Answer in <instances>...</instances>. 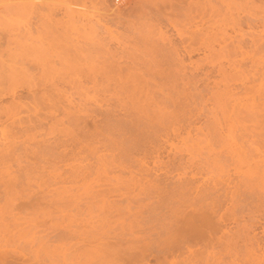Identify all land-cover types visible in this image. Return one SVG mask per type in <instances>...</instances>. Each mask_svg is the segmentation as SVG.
<instances>
[{
  "label": "rangeland",
  "instance_id": "1",
  "mask_svg": "<svg viewBox=\"0 0 264 264\" xmlns=\"http://www.w3.org/2000/svg\"><path fill=\"white\" fill-rule=\"evenodd\" d=\"M153 1L154 0H127L126 3L120 5L116 4V0H3L5 5H2V0L0 1V51H2V53L0 52V56L6 62V65L10 63L6 57V53L8 51L11 50L15 53L17 50L15 54H20L22 49H26L29 54H23L20 59L28 60L31 63L35 62H32L31 60L37 59L36 62L39 65L35 64L36 66H34L33 63V67H37L35 68V71L37 70L36 72H38V69L41 67H45L47 71H50V69L52 71V68L54 69L56 67L59 70H66L65 72L69 73L75 80H78L77 77L79 76L80 79V76L84 74L83 71L87 70L89 67L95 69L96 66V68H98L103 65L102 62H104L103 60L106 57L105 51H107L109 47L112 49V54L108 50L111 54L108 55L111 56V58L109 56L108 57L112 60L114 55L113 59H115V61L117 60L119 63V61L122 60V62L126 64L121 66L123 63H119L123 72H126L128 67H135L132 66L134 64L130 63L132 62L131 57L139 50L137 56H134L137 57V70L142 69V77L140 75L141 72L138 70L140 75L139 77L141 78L139 80L141 81L142 78L150 74V72H148V74H146L147 72L144 74L146 69H143V67L145 68V64L142 61H145L147 58V61L145 62H149L152 58L148 59L149 56H147V54L144 56L143 53V57H145L143 60L140 50H145L147 46L150 50V45L152 46L150 43L155 45V47L153 46L152 48L157 47L158 49L159 47L160 50L155 49L156 51H159L158 55L163 52V49L164 51L167 50L166 52H163V56L162 54L156 57L153 56L157 61H161L162 63L164 61L163 64H165V60L168 61L169 59H172L173 56H177L178 58L179 55V62L175 57L177 59L175 62L176 64H174V62H170L169 60L165 66L161 65L163 69V67L171 64L165 68L168 71L164 69L167 72H164L165 75L167 74V77L162 76V78L160 77L161 75L159 76V74L155 72L157 74H155L156 77L153 73H151L152 76L150 74V78L146 77L147 80H142L144 82V88L146 87L145 90L143 89L144 92L142 95H149L147 99L146 96H142L146 99H142V101L145 100L146 103L148 102L146 105H150L151 108L149 106L148 108L144 103L141 104L147 107L146 110L155 109L154 112H160L163 107H166L167 111L163 109L167 112H164L165 119H163L165 121L162 119L165 122L164 125H158L155 121L150 122L148 116H152V114L154 115V113L151 112L152 110L148 111V118L143 112L139 113V110L135 111V109H128V106L126 107L127 109L123 107L125 110H128V113L125 110H121L118 108L122 106L120 101L119 106L117 103L118 100L116 101L113 96L107 94L103 97V91H100L101 87L99 86H97L99 89L95 87L96 91L95 89L90 90L89 88L94 87L90 83H86L84 80L82 81V79L81 81L85 83V87L81 88L82 90H77L76 88L71 89V86H64L62 88L61 85V88H59L62 91L61 95L63 93L64 97L63 95L56 96V98L59 99L54 97V101L56 102H54L53 107H49V105L46 104H41V106L37 107L36 104H39L40 101L38 100H40L42 96L41 92L39 91L40 94H37L39 97L36 96L37 102L35 101L36 99L33 100V102L32 99L34 98L31 96L32 94H27L29 92H27L25 84L18 85L19 87H16L17 90L15 89V95H11L12 97L9 94L5 95L6 97L3 96L0 98V169H5V171H0V229L2 232L4 230L5 233L3 232V234L1 231L0 232L2 233L4 240L7 237L8 240L7 238L6 240L9 241H0L1 243H8L7 245L4 244V247L0 244L2 246V248L0 246V264H80L83 261L87 262V260L91 259L93 261H89L90 264H97L100 261V258L103 257L102 255L106 256L110 253L108 252L107 254H104L95 250V252L93 250H89L87 254L82 255L83 257H79L78 262L76 258L74 260L72 257H78L82 253V250L79 249L83 246V243L82 245L80 243L70 246L75 243L76 240H64L65 242L52 241L55 240L53 238L55 233H63L67 227L83 230L86 227L89 228L93 225H98L103 219H106V221L109 220L112 223L115 222L114 228L116 232L112 234H119L121 232V226L128 228L132 225L135 227V231H139L140 227H143L145 224L144 227L141 228L142 232H139L141 233L139 234V238H137L138 240L140 239L139 242L136 238L131 239L132 237H129L130 242L129 240L127 241L129 238H126L124 242L121 241L117 245L115 242H118V239L114 235H110L111 238L113 236L115 237L112 238V242H110V237L106 238V240L109 239L108 242L110 243L115 241L113 244H116L117 248L119 244L121 245L125 243L123 244L124 246L121 245L122 247L119 248L123 249L121 252H124L125 250L127 251L130 246L133 247L132 250L128 249V251L130 250V252L127 251L129 255H134L133 250H137L138 248L140 251L141 249L145 250V256L148 252L151 253L155 250L151 256H146L148 259L145 258L143 252H135L138 253V257L141 255L140 259H137V257L135 258V260L137 259L140 261V264L141 262L144 264H160L161 262L162 264L163 261V264H264V169L261 165L264 160V128L251 126V123L249 122V127V124H246L247 122H244V126L245 124L247 125L246 127H243V123L240 125L235 123L233 124V126L235 125L234 127H228L225 124L226 122H224L227 118H225V116L221 117V112H214L216 116L218 113V118L214 116L213 112L210 113V110L213 111L214 109L213 101L210 100V98L213 97L214 93L219 91L218 87H221L222 89V86H216L215 84L220 83L222 79L224 80V78L227 77V74L220 76L221 74L219 73V75L218 71L215 69L218 70L220 63H222V67L224 68L225 66L226 70H228L226 72H228L229 75L231 71L230 68H232L229 67V57L226 59L222 57L221 54H216L214 52H212V54L214 53V56H210V53L207 50H204V48L194 51L195 53L192 52L189 54L190 56L187 53H184V51H181L183 38L181 37L182 39L180 40L177 34V29L181 30V28H184L186 25L189 26V24H186L185 26L184 24H178L177 27L181 25L180 28H177L176 26L174 27L173 24L176 18L174 17L173 19L171 16L175 15V13L177 15L180 13V16L184 15L185 13H181L184 9L181 10L179 8L178 10L180 12H175L176 7L178 6L177 3V6H174L175 3L173 0L171 2H169L170 0H166L169 3H174L172 4V8H175L173 11L175 13H173V15L171 13L170 15V10L172 9H170L169 3L168 9L167 6L162 3V5H165L166 7V10H164L159 9L156 5V7H154V4L156 3H153ZM155 1L159 2V0ZM183 1L184 0H182V2ZM185 1L180 3L186 6ZM188 1L190 0H187L186 3ZM208 1L209 0H202L200 2L202 4H204V2L205 4L211 2L212 4L215 3V5L219 2L220 4H217L218 6H216L220 7L221 1L224 0H216L218 2L215 0ZM239 1L240 0H225L224 4L221 5L222 9L220 8L221 13L218 12L219 15L221 14V18H219V16H217V18L221 20L222 18H225L224 16L222 17V15H226L227 18L231 14L235 15L237 13L235 9L237 8ZM253 4H251V6H253V11L251 10V13L253 14V19L255 16V23L252 22V24L254 23L253 25L251 24V26H253L252 28H249L246 25L243 26L244 32L242 31V33L248 34V32L250 33V31H252L253 33L255 32L256 35L260 33V35L263 34L264 36V32H261L263 29L262 22H264V1L261 2L260 0H256ZM157 5L161 4L158 3ZM220 9H218V11ZM157 10L158 12L164 11L166 16H162L163 12H161L162 14L160 15ZM50 15L55 22H48L45 19V17ZM243 16H245V18ZM247 16L248 15L246 14H241V17L244 19L249 18V16ZM169 17H171L172 20ZM170 23H173V26ZM190 24L193 29L191 25L189 26L190 28L186 26V30H183L184 32H192L194 29L196 30L194 27L195 23ZM215 25V27H213L216 28L218 26L217 29L212 28L211 30L210 28L207 30V33L209 35L211 34V36L212 34L214 36V32H219L218 29L222 31L224 28L222 26L223 28L221 30L219 25ZM63 32L64 35L62 34ZM222 33L220 34L221 36ZM224 34L223 36L225 38L227 37L226 39L231 37V40L234 42L241 38L240 34H236V31L231 27H227L226 36ZM220 35L219 38H224ZM5 36L9 37L8 39H11L9 46L7 45L8 39ZM162 36L169 39L170 42L168 43V40L164 39V37L161 40ZM147 37L151 39L149 40L150 42ZM140 38L145 39V41H148L149 44L143 42L144 40L142 39V41ZM61 39L62 41L64 39L67 41H64L63 43ZM101 40H103V44L105 41V45H103L104 47H99L101 45L99 42H102ZM163 41H165L166 44ZM124 42L125 44H122ZM175 42L176 44H174ZM98 43L100 44L99 46ZM106 43L109 44L107 50ZM161 43L163 48L160 46ZM123 45H125L124 47L128 46V49L126 47L127 53H123V51L120 53V50H124L126 52ZM95 46H98L101 49L104 48L105 51L99 48L97 49ZM165 46L167 48L172 47L171 51H175L176 55L175 52L172 53L169 49V56L167 54L166 57L168 49ZM174 46L175 48L177 47L176 50L178 51L173 49ZM217 46L218 45H215V52L219 49V46ZM4 48L6 51H4ZM76 48L78 50L83 49L81 50L83 53L86 51L88 52L89 50L92 51V53L95 50L96 52H99L98 50L101 51L99 53L94 52L93 55L89 51L87 57L83 58V53L80 51L83 55L82 56ZM94 48L95 50H93ZM132 48L133 50H136L135 52L133 51V53L131 52ZM76 51H78L77 54ZM148 51L144 52L147 53ZM45 52L47 53L45 54ZM128 52L132 53H130L131 57H129V60L127 58ZM30 53L32 54L30 55ZM89 53H91L92 57L94 56L91 60L88 59ZM100 53H104V59ZM119 53L126 55H123V59L119 60L122 56H120ZM206 55H208L209 60ZM97 56H101L99 58L100 60ZM134 56L132 58H134ZM170 56H172V58H170ZM218 56H221L222 58L219 57V59L217 58ZM259 56L256 57L260 58L261 56ZM165 57L168 60L165 59ZM232 58V60L235 59L234 57ZM210 59L215 61L214 66L209 63ZM138 60L139 63L137 62ZM232 60L230 59V62ZM96 62H101V66L95 65L97 64ZM182 63L184 66H182ZM199 64L200 66L202 64L203 68L201 66L199 69ZM248 64L249 63L244 65L245 68H248L246 67V65L249 66ZM139 65H141V69ZM172 65H180L177 66L179 67L178 70L181 71L183 67L186 73L182 72V69V71L179 72V74H181L178 75V71L176 69L177 67L175 68V71L172 68ZM125 66L127 67L125 68ZM170 66L171 68H169ZM169 70L171 75H168ZM172 70L174 74L171 72ZM35 71L33 73H35V75L38 74ZM51 71L48 73L50 74ZM182 73L185 75L183 76L185 77L183 82L187 81L185 86L181 81L183 78L181 76L183 75ZM172 75L175 76L174 79L172 78L174 77ZM153 76L154 79L152 78ZM170 76L172 77L170 78ZM177 77L181 78L180 80H177V84L172 83V85L174 84L177 86L174 88V86H171V82H176ZM186 77L188 80H186ZM151 78L155 80V84L157 80L159 83L161 82V84L157 82V85L159 84L163 87H160L163 93L160 89V92L157 91L159 85L158 88H154L157 87V85L155 86V84H153L154 82L150 80ZM169 78L171 79V82H169ZM190 78H193V80H190ZM203 78L205 80H203ZM148 79L149 85H147ZM172 79L174 81H172ZM150 81H152V84ZM163 81L169 85L167 88L170 89L171 92L165 87L163 84L165 82ZM188 82L191 83L188 84ZM83 83L81 84L83 85ZM88 84L90 85L88 86ZM22 85L23 87L20 88ZM104 85H102V87ZM149 86H153V90L149 88ZM237 86V83L231 82V88H235ZM65 87L69 88H67V91L69 90L70 93L64 91ZM84 88H88L89 90ZM171 88H174V90ZM183 88L184 90H182ZM164 89H167V93L164 92ZM74 90L79 93H73ZM87 90L90 92H87ZM150 90H156L157 92H151ZM82 91H84V93ZM146 91L147 93H145ZM80 92L85 95L82 96V93L80 95ZM150 93L154 95L155 98H153L155 101L151 98L152 95ZM167 95H169V97H167ZM170 95H174L175 97L173 96V98ZM28 96L29 99L26 98ZM165 96L167 98L171 97L172 101L170 99H167V101ZM200 97H202L203 100ZM102 98L105 99L102 101ZM106 98L109 99L106 100ZM162 98L165 102L161 101L163 100ZM156 99L158 101H156ZM173 99L179 100H174L175 103L172 104ZM95 100H97V102L102 101L103 103L100 102L101 104L98 105L99 102L97 103ZM159 100L161 102L158 105L157 103ZM57 102L59 103L57 105L58 109L55 108V104H57ZM168 102L172 105L168 104L169 106H167L166 103ZM95 103H97V105ZM68 107L70 108L71 113L73 112L72 114L69 113V111H66ZM158 108L162 109L160 110ZM129 113L133 115L132 118ZM172 113H176L175 116L178 118L176 119V122H170V120H172L171 118L166 120V117L169 115L171 116ZM139 114H141L140 117L138 116ZM166 114L168 115L166 116ZM174 114L172 115L174 116ZM135 117L138 119L142 118L141 120H138V123H135L137 122ZM75 118L76 120L79 119L78 121L75 120L76 123L74 122ZM41 120L42 122H40ZM215 120L217 123H215ZM218 121L221 123H218ZM219 124L221 126L223 125V127L219 126ZM117 125L121 130L119 129L118 131ZM123 125H125V128ZM114 126L116 128H114ZM174 129L178 130L175 132ZM231 135L232 138L237 139L230 141L232 140L230 138ZM9 147H12V151L14 150L13 153L10 152L11 150L8 152V149H10ZM3 148L5 150H2ZM37 152L38 154H35ZM8 154L11 155L9 156ZM3 158L4 161H2ZM6 176H10L11 179L13 178V182ZM10 182H12L11 184L13 185H11ZM195 185H197V187ZM72 186L73 188H71ZM190 186L193 188L196 187L197 192L200 190L202 192L204 190L201 195L199 192L198 198H200L199 196H202L203 194L204 200L206 199V203H203L206 205L207 203L212 202L211 205L208 204L206 207L197 199L195 200L197 205L194 202L195 204L193 206L187 207V204L189 205V201L191 200L187 201L188 198H186L185 200L187 201V204L186 201L184 203V201L180 198L181 193L178 192H181L184 188H190ZM178 197L180 201L177 199ZM205 197H208L209 199ZM231 197H233V199ZM211 198L215 200H212ZM178 202L181 203L179 204ZM198 203L200 206L202 205L203 208L202 206H198ZM183 204L186 206H184L186 209L190 208L191 210L194 208L193 211L195 210L194 214H196V216L199 214L202 215L201 211H204L203 217L200 215L203 218L201 226L198 224L199 221L195 220V225H199L198 230L201 231V227L203 226L202 233L204 235H202L200 231L196 234L193 233V235L192 233L190 234V232L188 233L182 231L189 236L185 237V235L181 233V235L176 238L177 236L175 235V242L173 245V242L171 243V241L174 239H172V236L174 237V235H172L174 231L172 232V229L169 230L166 226L171 228L168 224L170 225L173 222V228V225H175L176 222H179L180 220L182 221V218H184L182 223L188 221L193 214L192 210L186 211L188 214L191 213V217L188 214H185L186 209L183 207ZM212 204L214 206L217 204V208ZM174 207L175 209H173ZM210 207H212L211 209L214 211L210 210ZM176 208L179 209V214L177 213L178 210ZM199 208L202 209L200 210ZM204 208H206V210ZM182 210L185 213L182 212ZM139 211L144 213H140L141 215H139ZM173 213L176 215H173ZM204 214H206L205 217L207 219H205ZM175 216L178 218V221H176L177 218L176 220L174 219ZM185 216H188L186 217V219L188 218L187 220H185ZM15 217L18 219L16 220ZM204 219L206 221H204ZM203 221L208 223L211 221L212 224H208V228L211 226V231L207 229V224ZM163 224L164 227L162 226ZM179 224L176 223L175 227L177 228ZM153 225L154 231L151 230ZM1 226H4L5 229H2ZM204 227H206L205 230ZM212 227H215L214 229H216V231ZM162 228H166L164 231L166 230L167 232H164ZM176 228H173V230L178 231ZM149 229L152 232H150ZM149 233L153 235L151 236ZM168 233L172 235V240H170V235ZM208 233L210 234L208 235ZM140 237H142L145 241H141L142 239ZM181 237H185L190 240L192 238V243L189 242L190 240L188 241L185 238L182 240ZM205 237L207 242L208 239L211 240L210 238H212L213 243L209 241L208 244L207 242L205 244ZM221 237L223 239L219 240ZM50 239H52V241ZM166 239L169 241V244L171 243L170 246H174V249L171 248L172 253H168V249L170 247L168 248L169 244L166 243ZM196 239H200V241ZM216 239L218 244H216ZM164 240L166 242H163ZM176 240H182L181 242L185 243L184 247L182 248L183 243L181 242H179L181 243L179 245L182 246H177ZM193 240L196 241L193 242ZM185 241H188L187 244H189L190 247L186 245ZM201 242H203V244H201ZM145 243H150L152 247ZM144 244L145 246L141 248ZM160 244L162 246H158ZM135 245L137 246L136 249H134L136 247ZM166 245L168 246L166 247ZM175 245L178 248H175ZM204 245L205 247L209 246V248L203 247ZM163 247H166V251ZM89 248L91 249V246ZM109 248L112 247L109 246ZM149 248H151V251ZM116 249H114V247L112 248L111 255L117 251ZM110 250L111 249L108 251ZM162 250H164L165 253H162ZM174 250L177 252H174ZM91 251L93 253H91ZM180 251L182 252L180 253ZM194 252H197V255ZM74 253L75 255L77 253V256L72 255ZM124 253H121L123 255L120 257L124 258ZM166 253L170 255H165ZM193 254L195 255L193 256ZM187 255L190 256L188 257L189 259L186 258ZM114 256L117 259L113 258ZM113 257L111 256V259L113 258L117 260L115 261L116 264H119L125 259L121 260V258L117 255H113ZM113 259L112 263L114 264L115 262H113ZM142 259L144 261H142ZM126 261L128 260L125 259V263ZM125 263L121 262L120 264ZM133 263L134 262L132 261V264ZM128 264H131V262ZM135 264H139V262Z\"/></svg>",
  "mask_w": 264,
  "mask_h": 264
},
{
  "label": "bare ground",
  "instance_id": "2",
  "mask_svg": "<svg viewBox=\"0 0 264 264\" xmlns=\"http://www.w3.org/2000/svg\"><path fill=\"white\" fill-rule=\"evenodd\" d=\"M1 1V0H0ZM5 1V0H4ZM166 0H159V2L158 1H153V3H156V4H154V7H158L159 9H164V10H166V7H165V5L167 6V9L170 7V9H172V10H170V15H171V13H172V15H173V13H175L176 11H179L178 9L180 8L181 10H183L184 9V11H182L181 13H185L184 15H181L180 16V13H178L179 15H177L176 13H175V15H173V16H171V17H173V19H174V17L176 18V20H175V22H174V27L176 26H178V24H184V26L186 25V24H189V26L191 25L190 23H195V28H196V30L194 31H190V32H184L183 30H186L185 29V27L187 26H185L184 28H181V30L180 29H177L178 30V37L180 38V40L182 39V46H181V48L183 49H181V51H184V53H187L188 55L189 54H191L192 52H194V51H197V50H200V49H203L204 48V50H207L210 54V56L211 55H213L214 53H216V54H221V56L222 57H224V58H228L229 57V67H232V68H230L231 69V71H230V74L228 75V72H226V71H228V70H226V68H225V66H224V68L222 67L223 66V64L222 63H220V65H219V63H218V65L220 66L219 68H218V70L217 69H215L216 71H218V74L220 75V76H224V75H226L227 74V77H225L224 78V80L222 79V81L220 82V83H217V84H215L216 86H222V89H221V87H218L219 88V91L218 92H216V93H214V95H213V99L212 98H210V100H212L213 101V107H214V109H213V111L212 110H210V113L211 112H213V114H214V112H221L220 113V115H222L221 117H224L225 116V118H227V120H224V122H226L225 124L229 127V126H233V124H235V123H238L239 125L240 124H242L243 123V127H246L247 125L246 124H249V123H251V126H254V127H262V128H264V36H263V34L262 35H260V33H258L257 35H256V33L254 32H252V31H250V33L248 32V34H243L242 33V31H243V26H248L249 28L251 27H253V26H251V24H252V22H254L255 23V16H254V19H253V14L251 13L252 11H253V6H251V4H253V2L255 3V1L256 0H240L238 3V5H237V8L235 9L236 11H237V15L235 14H231L228 18L226 17V15H222V17L224 16L225 18H222L221 20L219 19V18H221L220 16H221V14L219 15L218 14V12L219 13H221L220 11H221V5L222 4H224V1H221V5H220V7H217L218 5L217 4H220L218 1H216V2H218V3H216V5H215V3L214 4H212L211 2L210 3H206L205 4V2H204V4H202L200 1H202V0H200V1H198V0H190V1H188L187 3H186V1H185V4H186V6L185 5H183V4H181V3H183L182 2V0H173V2L175 3H169V2H171L172 0H170L169 2H165ZM210 1V0H209ZM208 1V2H209ZM261 2L262 1H264V0H260ZM8 2V1H7ZM160 3L161 5H157L158 3ZM181 2V3H180ZM214 2V1H213ZM223 2V3H222ZM2 5H5V2H3V0H2ZM4 3V4H3ZM9 3V2H8ZM162 3L163 4H165V5H162ZM168 3L170 4L169 5V7H168ZM176 3H177V5H176ZM10 4V3H9ZM172 4H174V6H177L176 7V10H175V12H173L174 11V9L175 8H172ZM8 5V4H7ZM11 5V4H10ZM156 5V6H155ZM254 5V4H253ZM164 6V7H163ZM173 6V7H174ZM5 8V7H4ZM221 8V9H220ZM257 8V7H256ZM158 9V10H159ZM218 9H220L219 11H218ZM158 10H157V12H158ZM252 10V11H251ZM9 11V10H8ZM172 11V12H171ZM161 12H163V14L161 13ZM180 12V11H179ZM264 12V11H263ZM158 13H160V15L162 14V16L164 15V16H166L165 14V12L164 11H159ZM254 13V12H253ZM241 14L243 15V14H246V15H248L249 16V18H247V19H244L245 18V16H243V17H241ZM159 15V14H158ZM254 15H255V13H254ZM217 16H219V18H217ZM247 16V17H248ZM259 16V15H258ZM171 17H169V18H171ZM168 18V19H169ZM264 18V17H263ZM45 19L48 21V22H55L54 20H53V18H52V16L50 15V16H47V17H45ZM219 19V20H218ZM170 20V19H169ZM168 20V21H169ZM171 20H172V18H171ZM254 20V21H253ZM174 21V20H173ZM173 21H171V22H173ZM259 21V20H258ZM57 23V22H56ZM70 23H71V21H70ZM253 23V24H254ZM69 24V23H68ZM72 24H73V22H72ZM171 24V23H170ZM171 24V25H172ZM215 24H217V25H219V28L221 27V30H222V28H223V30L222 31H220L219 29H218V31L219 32H224V33H222V36H223V34L226 36V28L227 27H231L233 30H235L236 31V34H240V36H241V38H239V40L237 39V41H236V39L234 38V40L236 41V42H234L233 40H231V37L230 38H228V39H226L224 36V38H219V35L221 34V33H219V32H214V36H213V34H212V36H211V34L209 35L208 33H207V30L208 29H210L211 28V30H212V28H214L216 25ZM252 24V25H253ZM262 24H263V29L261 30V32L263 31L264 32V22H262ZM172 25V26H173ZM215 25V26H214ZM41 26V25H40ZM181 26V25H180ZM180 26L179 27H177V28H180ZM189 26H187V27H189ZM214 26V27H213ZM223 26V27H222ZM226 26V27H225ZM173 27V28H174ZM183 27V26H182ZM191 27H192V25H191ZM65 28H66V26H65ZM190 28V27H189ZM218 28V26L216 27V28H214V29H217ZM11 29V28H10ZM192 29H193V27H192ZM176 30V29H175ZM187 30H189V29H187ZM211 30H209V31H211ZM9 31H11V30H9ZM205 31H206V33H205ZM208 31V32H209ZM216 31V30H215ZM254 31V30H253ZM69 32V31H68ZM244 32V31H243ZM246 32V31H245ZM252 32V33H251ZM66 33V32H65ZM205 33V34H204ZM210 33V32H209ZM217 35H216V34ZM219 33V34H218ZM242 33V34H241ZM63 35H64V32L62 33ZM176 34V35H177ZM256 36H255V35ZM26 35V34H25ZM53 35V34H52ZM62 35V36H63ZM15 36V35H14ZM61 36V37H62ZM187 36V37H186ZM207 36H210V37H207ZM221 36V35H220ZM221 36V37H222ZM6 37V36H5ZM146 37V36H145ZM144 37V38H145ZM164 36H162L161 37V40H162V38H163ZM182 37V38H181ZM228 37H229V35H228ZM234 37V36H233ZM246 37V38H245ZM7 39L9 38V37H6ZM147 38H149V37H147ZM147 38H146V40H147ZM236 38H238V37H236ZM97 39V38H96ZM141 39V38H140ZM143 39V38H142ZM141 39V40H142ZM164 39H166V40H168L167 42L169 43L170 41H169V39H167V38H165L164 37ZM233 39V38H232ZM104 40V39H103ZM103 40H101L102 42H99V43H101V45L98 43V46L99 47H104L103 45H105V41H104V44H103ZM144 40V41H143ZM142 41L143 42H145V43H147V44H149V40H151L150 38L148 39V41L146 42L145 41V39H143ZM153 40V39H152ZM165 40V41H166ZM230 40V41H229ZM8 42V46H9V44L11 43L10 41H11V39H8L7 40ZM22 41V40H21ZM61 41H62V39H61ZM64 41H67V40H63L62 42L64 43ZM165 41H163L164 43H165ZM172 41V40H171ZM156 42V41H155ZM154 42V43H155ZM167 43V44H168ZM172 43V42H171ZM85 44V43H84ZM94 44V43H93ZM97 44V43H96ZM107 44V43H106ZM122 44H125V42L124 43H122ZM121 44V45H122ZM139 44V43H138ZM146 44V45H147ZM150 44H152V46L150 45V50H149V47L147 46L146 47V49L145 50H143V51H141L140 50V54L142 55V57H143V53H144V56L147 54V56H149L148 57V59H150V58H152L149 62H145V61H147V58H146V60L145 61H142L144 64H145V68L143 67V69H146V71L144 72V74L146 73V74H148V72H150V74L151 73H153L154 74V76L156 77V75L157 74H159V76L160 77H167L165 74H164V72H166V71H168V70H166L165 68L166 67H168L169 65H171V64H169L168 66H166V67H163V69H162V67H161V65L163 66H165V64L166 63H168V61L170 60V62H174V64H176L175 62H176V60L179 58V52H178V58H177V56H173V58H175V59H173L172 58V56H170V58H172V59H167L166 57H167V54L169 53V49H170V51L172 50L171 48H167L166 46V48L168 49V52L166 53V57H165V59H167L168 61H166L165 60V64H163L164 63V61H163V63L161 62V61H157V60H155V58L153 57V56H160L161 54H162V56H163V52H166V51H164V49H163V52H161V54L160 55H158L159 54V51H156L155 49H157V47L156 48H152L153 46L155 47V45H153V43H150ZM166 44V43H165ZM174 44H176V42L174 43ZM174 44H172V45H174ZM179 44H180V42H179ZM14 45V44H13ZM20 45V44H19ZM77 45V44H76ZM76 45H75V47H76ZM108 45L109 44H107V47H106V50H107V48H108ZM141 45H144V44H141ZM141 45H140V47H141ZM159 45V44H158ZM162 45V43L160 44V46ZM171 45V44H170ZM215 45H218L219 46V49L217 50V52H215L216 50V47H215ZM7 46V47H8ZM11 46V45H10ZM98 46H95V48H99ZM125 45H123V47H124ZM156 46H157V44H156ZM175 46H177V45H175ZM175 46L173 47V49H175L176 50V48H175ZM217 46V47H218ZM75 47H74V49H75ZM86 47V46H85ZM93 47V46H92ZM91 47V48H92ZM122 47V46H121ZM127 47V49H128V46H126ZM126 47H124L125 49H126ZM142 47H144V46H142ZM162 47V46H161ZM160 47V48H161ZM10 48V47H9ZM78 49H80L79 47H77ZM76 48V49H77ZM88 48V47H87ZM89 48H90V45H89ZM95 48L93 49V50H95ZM124 48H122V49H124ZM139 48V47H138ZM138 48H136V49H138ZM163 48V47H162ZM161 48V49H162ZM180 48V47H179ZM5 49V48H4ZM4 49H2V50H4ZM10 49H12V48H10ZM10 49H8V50H10ZM77 49V50H78ZM99 49H101V48H99ZM127 49H126V52L124 51V50H120L121 52L120 53H122V51H123V53H127ZM141 49V48H140ZM149 51H148V50ZM158 49H159V47H158ZM157 49V50H158ZM26 52H25V51ZM22 49V52H20V54L18 53V54H15L16 53V51H15V53L14 52H12L11 50L10 51H8L7 53H6V57H7V60L10 62H8L9 64L8 65H6L5 63V61L3 60V58L0 56V98L1 97H3V96H5V95H9L10 94V96L11 95H15V89H16V87H19L18 85H21V84H25V87L27 88L26 90H27V92H29V93H27V94H32L31 96H33V98L34 99H32V101L33 100H35L36 102H37V97H39V95H37L38 93H39V91L41 92V94H42V96H41V99L40 100H38V101H40L39 102V104H36L37 105V107H39V106H41V104L43 105V104H46V105H49V107L50 106H54V102H56V101H54V97L56 98V96H58V95H60V96H62L63 95V93H62V95H61V90H60V86L62 85V88L64 87V86H71L70 88L71 89H73V88H76L77 90L78 89H81L82 87H85L84 86V84L85 83H83L82 81L84 80L86 83H90L94 88H89L90 90H94L95 89V87H97V86H99V87H101V89H100V91H103L102 93V95H103V97H104V95H110V96H113L114 97V99L117 101L118 100V104H119V106H120V103L122 104V106L121 107H118V108H120L121 110H125L124 108H126L127 106V108L128 109H135V111H137V110H139L138 112L139 113H141V112H143L144 114H145V116L147 117L148 116V114H149V110L151 111L152 109H149V110H146L147 109V107L149 106L150 107V105H146L147 103H146V99H147V97L149 96H146V95H142V93L144 92L143 91V89L145 90L146 89V87L144 88V79L145 80H147L146 79V77H148V78H150V74H148V76H146V77H144V78H142V82L139 80V79H141L139 76L141 75V77H142V69H141V65H139L140 66V69L141 70H139L140 72H141V74L139 75V72H138V70H137V68H138V65L136 66V58L137 57H135V56H137V53H138V51H137V53L136 54H133V56H134V58H132L131 57V54L133 53V51L135 52L136 50H133V48H132V53L131 52H128V60H129V57H131V59H132V62H130V63H132V64H134V65H132V66H135V67H128V69H127V71L126 72H123V69H121V67H120V62H122V60L121 59H123L122 57H124L126 54H120V56H121V58L119 59V60H121V61H119V63H118V61L116 60L115 61V59H113L114 58V55H113V58H112V60L110 59L111 58V56H109L108 54H112V52H111V50L112 49H110V47H109V51H110V53L108 52V50L107 51H105L104 50V48L103 49H101V50H104L105 51V59H104V53H100V55L103 57V61L104 62H102L103 63V65L101 66V62L100 63H97V64H95V65H100L101 67H98V68H96L95 67V69L93 68H91V67H89L87 70H85V71H83L84 72V74L82 75V74H80V75H82V76H80V79H79V76L77 77L78 78V80H75L69 73H67V72H65L63 69L62 70H59V69H57L56 67L53 69L52 68V71H51V69H50V71H51V73L49 74L48 72H50L49 70L47 71V69H45V67H41V68H39L38 69V72H36L35 71V68H37V67H33V63H34V66H36L35 64H38L37 62H36V60L37 59H35V60H31L32 62L33 61H35V62H33V63H31L30 61H28V60H25V59H20L21 58V56H23V54H26V53H28L27 52V50L26 49ZM81 50H83V49H81ZM81 50H78L79 51V54H81V53H83ZM87 50H89V49H87ZM101 50H98L99 52L101 51ZM116 50V49H115ZM160 50V49H159ZM4 51H6V49L4 50ZM3 51V52H4ZM33 51H34V49H33ZM46 51V50H45ZM78 51H76V54H77V52ZM80 51H81V53H80ZM85 51V50H84ZM90 51V50H89ZM88 51V52H89ZM103 51V52H104ZM130 51V50H129ZM144 51H148L147 53H145ZM162 51V50H161ZM176 51H178V50H176ZM1 53H2V51H0ZM24 52V53H23ZM87 52V51H86ZM83 53V58L84 57H87V55H88V52L87 53ZM91 53H92V51H90ZM94 52H96V50L95 51H93V53ZM99 52H96V53H99ZM142 52V53H141ZM172 52V51H171ZM175 52V51H174ZM174 52H172V53H174ZM212 52H214L213 54H212ZM4 53V54H5ZM22 53V54H21ZM47 52H45V54H46ZM91 53H89V57H88V59L89 60H91V59H93L94 58V56L92 57L91 56ZM93 53H92V55H93ZM95 53V54H96ZM107 53V54H106ZM131 53V54H130ZM195 53V52H194ZM29 54V53H28ZM27 54V55H28ZM32 53H30V55H31ZM40 54V53H39ZM42 54V53H41ZM67 54V53H66ZM79 54H78V56H79ZM86 54V55H85ZM94 54V55H95ZM110 54V55H111ZM114 54H115V52H114ZM116 54H117V52H116ZM129 54H130V56H129ZM140 54H138V55H140ZM157 54V55H156ZM171 54V53H170ZM262 56H261V55ZM44 55V54H43ZM140 55V56H141ZM164 55H165V53H164ZM175 55H176V52H175ZM204 55V54H203ZM261 57H260V56ZM3 56V55H2ZM63 56H64V54H63ZM81 56V57H82ZM101 56H97L98 57V59L101 57ZM110 58H109V57ZM116 56V55H115ZM119 56V57H120ZM161 56V57H162ZM168 56H169V54H168ZM190 56V55H189ZM207 56V59L209 60V58H208V55H206ZM214 56V55H213ZM216 56V55H215ZM221 56H218L217 58H219V57H221ZM256 56H259L260 58H257ZM44 57V56H43ZM95 57H96V55H95ZM117 57V56H116ZM118 57V58H119ZM221 57V58H222ZM231 57V58H230ZM232 57H234L235 59L234 60H232L233 58ZM126 58V57H125ZM144 58L145 57H143V60H144ZM169 58V57H168ZM205 58V57H204ZM223 58V59H224ZM53 59V58H52ZM117 59V58H116ZM139 59H142V58H139ZM160 59V58H159ZM164 59V58H163ZM220 59V58H219ZM230 59L232 60L231 62H230ZM16 60V61H15ZM67 60V59H66ZM86 60V59H85ZM100 60V59H99ZM125 60V59H124ZM127 60V61H128ZM172 60H174V61H172ZM217 60V59H216ZM39 61V60H38ZM126 61V60H125ZM124 61V62H125ZM131 61V60H130ZM152 61V62H151ZM218 61V60H217ZM221 61V60H220ZM12 62V63H11ZM99 62V61H98ZM138 63H139V60L137 61ZM141 62V63H142ZM151 62V63H150ZM169 62V63H170ZM178 62H179V59H178ZM203 62V61H202ZM207 62V61H206ZM123 63V62H122ZM127 63V62H126ZM137 63V64H138ZM181 63V62H180ZM209 63L212 65V66H214V63H215V61L214 60H211L210 59V61H209ZM247 63H249L248 65L249 66H247L246 65V67H248V68H245V64H247ZM50 64V63H49ZM124 64L125 63H123V65L121 64V66H124ZM144 64H143V66H144ZM179 64V63H178ZM197 64V63H196ZM206 64V63H205ZM222 64V65H221ZM39 65V64H38ZM94 65V66H95ZM126 65V64H125ZM217 65V66H218ZM62 66V65H61ZM129 66H130V64H129ZM175 65H172V68L175 70V68L177 67V66H180V65H177V66H175ZM182 66H184L183 65V63H182ZM181 66V67H182ZM198 66H200V64L198 65ZM198 66H197V69H198ZM201 66H202V64H201ZM201 66L199 67V69L201 68ZM40 67V66H39ZM93 67V66H92ZM127 66H125V68H126ZM180 67V68H181ZM216 67V66H215ZM62 68V67H61ZM60 68V69H61ZM169 68H171V66L169 67ZM188 68V67H187ZM202 68H203V66H202ZM217 68V67H216ZM166 71H165V70ZM168 69V68H167ZM177 69V71H178V75H180L179 74V72H181L182 71V69H183V67H182V69H181V71L180 70H178L179 69V67H177L176 68ZM185 69H183V71L182 72H185L184 71ZM36 72V73H38V74H36L35 75V73H33V72ZM144 71V70H143ZM176 71V70H175ZM191 71V70H190ZM200 71V70H199ZM157 74H156V73ZM171 72H173V70L171 71ZM189 72V71H188ZM187 72V73H188ZM209 72V71H208ZM214 72V71H213ZM167 73V72H166ZM186 73V72H185ZM197 73V72H196ZM143 74V75H144ZM156 74V75H155ZM173 74H174V72H173ZM183 75H181L182 77L183 76H185L184 75V73H182ZM210 74V73H209ZM223 74V75H222ZM165 75V76H164ZM168 75H171V73H170V70H169V72H168ZM188 75V74H187ZM205 75H206V73H205ZM151 76H152V74H151ZM154 76L152 77L153 79H154ZM158 76V77H159ZM172 76H174V75H172ZM172 76H170V78L172 77ZM175 76H176V74H175ZM175 76L174 77H172L173 79L175 78ZM191 76V75H190ZM192 76H194V75H192ZM159 77V78H160ZM162 77V78H163ZM169 77V76H168ZM195 77V76H194ZM193 77V78H194ZM150 79V80H152L153 82L155 81V80H153V79ZM162 78H160V79H162ZM169 78V79H170ZM180 78L181 77H177V79H176V82H171V79H170V81L169 82H171V86L173 87L174 86V88H175V86L176 85H172V83H175V84H177V80H180ZM185 77H183L182 78V82H183V79H184ZM187 78V77H186ZM193 78H190V80L192 79L193 80ZM81 79H82V81H81ZM168 79V80H169ZM172 79V81H174ZM186 80H188V78L186 79ZM197 80V79H196ZM203 80H205L204 78H203ZM152 81H150V83L152 82ZM165 81H167V80H165ZM165 81H163V82H165ZM194 81H195V78H194ZM145 82H147V81H145ZM157 82H158V80L156 81V84H155V82L153 83V84H155V86L157 85ZM187 82V81H186ZM186 82H183L184 83V86H185V83ZM196 82V81H195ZM231 82H233V83H237V87H233V88H231ZM81 83H83V85L81 84ZM148 84L147 85H149V79H148V82H147ZM159 83V82H158ZM191 83V82H190ZM189 82H188V84H190ZM200 83V82H199ZM90 84H88V86L90 85ZM104 84H106V85H104ZM152 84V83H151ZM150 84V85H151ZM159 84H161V82L159 83ZM158 84V85H159ZM164 85H165V87L167 88L169 85H167L166 84V82L165 83H163ZM168 84H170V83H168ZM187 84V83H186ZM23 85L22 86H20V88L21 87H23ZM101 85V86H100ZM102 85H104L103 87H102ZM146 85V84H145ZM158 85H157V87H154V88H158ZM163 85V86H164ZM214 85V86H215ZM91 86V87H92ZM154 86V85H153ZM153 86H149V88H151L152 89V87ZM170 86V87H171ZM179 86V85H178ZM206 86V85H205ZM215 86V87H216ZM234 86V85H233ZM24 87V88H25ZM60 87V88H59ZM68 87H65L66 88V90H65V88H64V91H67V88ZM87 87V86H86ZM99 87H97L98 89H99ZM160 87L161 88H163L161 85H159V88L157 89V91H159L160 92ZM164 87V88H165ZM177 87V86H176ZM19 88V89H20ZM102 88H103V90H102ZM174 88H171L172 90H174ZM182 88V87H181ZM69 89V88H68ZM84 89H88V88H84ZM88 89V90H89ZM148 89V88H147ZM160 89V90H159ZM168 89V88H167ZM167 89H164V92L165 93H167L166 91H167ZM206 89V88H205ZM17 90V89H16ZM42 90V91H41ZM63 90V89H62ZM82 90V89H81ZM87 90V92H90V91H88ZM153 90V89H152ZM169 91H170V89H168ZM182 90H184V88L182 89ZM203 90V89H202ZM71 91V90H70ZM85 91V90H84ZM84 91H82L83 93H84ZM95 91H96V89H95ZM99 91V92H100ZM151 91V90H150ZM150 91H148V92H150ZM155 92H157L156 90H154ZM154 91H151V92H154ZM217 91V90H216ZM69 92V90L67 91V93ZM76 92H78V91H73V93H76ZM82 92H80V95H81V93ZM86 92V91H85ZM98 92V91H97ZM161 92H162V90H161ZM171 92V91H170ZM174 92V91H173ZM176 92V91H175ZM16 93H17V91H16ZM70 93V92H69ZM79 93V92H78ZM83 93H82V96H84L83 95ZM145 93H147V91L145 92ZM144 93V94H145ZM163 93V92H162ZM182 93V92H181ZM185 93V92H184ZM183 93V94H184ZM204 93V92H203ZM209 93H211V92H209ZM40 94V93H39ZM64 94H65V92H64ZM151 95H152V93H150ZM156 94V93H155ZM168 94H169V92H168ZM171 94V93H170ZM175 94V93H174ZM190 94V93H189ZM197 94V93H196ZM17 95V94H16ZM67 95V94H66ZM65 95V96H66ZM72 95V94H71ZM164 95V94H163ZM162 95V96H163ZM202 95V94H201ZM21 96V95H20ZM37 96V97H36ZM59 96V97H60ZM142 96H146V99L145 98H143ZM157 96V95H156ZM170 96H172V95H170ZM174 96V95H173ZM172 96V97H173ZM6 97V96H5ZM12 97V96H11ZM13 97H15V96H13ZM63 97H64V95H63ZM108 97V96H107ZM154 97V95H152L151 96V98L152 99H154L153 98ZM167 97H169V95H167ZM166 96H165V98H166V100L167 99H170L171 101H172V98L170 97V98H167ZM175 97V96H174ZM173 97V98H174ZM188 97V96H187ZM198 97V96H197ZM203 97V96H202ZM202 97H200V98H202ZM21 98V97H20ZM26 98H28L29 99V96L28 97H26ZM110 99H112L111 97H109ZM109 98H106V100L107 99H109ZM164 98V97H163ZM162 98V99H163ZM164 98V99H165ZM177 98V97H176ZM180 98V97H179ZM19 99V98H18ZM56 99H59V98H56ZM98 99V98H97ZM103 99H105V98H102L101 100L103 101ZM113 99V100H114ZM142 99H145V100H143L142 101ZM149 99H150V97H149ZM164 99L163 100H161V101H164ZM84 100V99H83ZM174 100H179V99H173V102H172V104L173 103H175L174 102ZM181 100V99H180ZM193 100V99H192ZM201 100V99H200ZM202 100H203V98H202ZM209 100V101H210ZM229 100H230V102H229ZM62 101V100H61ZM96 102H97V100H95ZM102 101H98L97 103H98V105L99 104H101V103H103ZM119 101H120V103H119ZM142 101V102H141ZM145 101V102H144ZM148 101V100H147ZM154 101H155V99H154ZM153 101V102H154ZM156 101H158L157 99H156ZM160 100H159V102L157 103L158 105L160 104V102H161ZM168 101V100H167ZM166 101V102H167ZM183 101V100H182ZM195 101V100H194ZM34 102V101H33ZM53 102V103H52ZM101 102V103H100ZM109 102V101H108ZM113 102V101H112ZM111 102V103H112ZM150 102V101H149ZM165 102V101H164ZM170 102V101H169ZM169 102L168 103H166L167 104V106H169V105H172V104H169ZM178 102V101H177ZM197 102V101H196ZM203 102V101H202ZM62 103V102H61ZM82 103V102H81ZM97 103H95L96 105H97ZM144 103L146 106H144V105H142V104ZM151 103H152V101H151ZM163 103V102H162ZM161 103V104H162ZM207 103V102H206ZM212 103V102H211ZM232 103V104H231ZM59 103L57 102V104H55V108L56 109H58V107H57V105H58ZM150 104V103H149ZM169 104V105H168ZM231 104V105H230ZM64 106V105H63ZM112 106V105H111ZM117 106V105H116ZM115 106V107H116ZM151 106H152V104H151ZM156 106V105H155ZM51 107V108H52ZM60 107V106H59ZM82 107V106H81ZM99 107H101V106H99ZM124 107V108H123ZM146 107V108H145ZM148 107V108H149ZM160 107H162V106H160ZM207 107V106H206ZM63 108H67V107H63ZM110 108V107H109ZM126 108V109H127ZM151 108V107H150ZM153 108V107H152ZM169 108V107H168ZM167 108V109H168ZM54 109V108H53ZM69 109V110H68ZM68 109L66 110V111H69V113H71V111H70V108L68 107ZM117 109V108H116ZM119 109V110H120ZM158 109H162V108H158ZM157 109V110H158ZM163 109L164 110H166V107L164 108L163 107ZM161 110L160 112H154V110H152L151 112H153L154 113V115L152 114V116H148L149 117V119H150V122H154L155 121V123L157 124L158 123V125H164L165 124V118H164V115H165V113L164 112H166V111H164V110ZM203 109V108H202ZM64 110V109H63ZM176 110V109H175ZM174 110V111H175ZM114 111V110H113ZM127 113H128V110H125ZM159 111V110H158ZM177 111V110H176ZM65 112V111H64ZM125 112V113H126ZM193 112V111H192ZM204 112V111H203ZM218 112V113H219ZM67 113V112H66ZM68 113V114H69ZM73 113V112H72ZM71 113V114H72ZM75 113V112H74ZM122 113V112H121ZM131 113H134V112H131ZM131 113H129L130 114V116H131V118H132V116L133 115H131ZM167 113V112H166ZM169 113V112H168ZM191 113V112H190ZM218 113H217V116H218ZM65 114V113H64ZM67 114V115H68ZM151 114V113H150ZM172 114H174V113H172ZM171 114V116L169 115L168 117H166L168 114H166V120H168V119H172V120H170V122H172V121H174V122H176V119H178L177 118V116H175V114H174V116ZM212 114V115H213ZM69 116V115H68ZM71 116V115H70ZM72 116H74V115H72ZM78 116V115H77ZM134 116H135V114H134ZM139 117L141 116V114H139L138 115ZM214 116L216 117V118H218L217 116H216V114H214ZM214 116H213V118H214ZM42 117V116H41ZM46 117V116H45ZM49 117V116H48ZM75 117V116H74ZM73 117V118H74ZM147 117V118H148ZM151 117V118H150ZM142 118V117H141ZM141 118H139L140 120H141ZM164 118V119H163ZM193 118V117H192ZM41 119H43V118H41ZM48 119V118H47ZM134 119V118H133ZM135 119H137V122H135V123H138V118H136L135 117ZM164 121H163V120ZM222 119V118H221ZM224 119V118H223ZM44 120V119H43ZM70 120H73V119H70ZM75 120H76V118L74 119V122H75ZM79 120V119H78ZM78 120H76V121H78ZM146 120V119H145ZM66 121V120H65ZM36 122V121H35ZM40 122H42V120L40 121ZM49 122V121H48ZM73 122V121H72ZM87 122V121H86ZM99 122V121H98ZM140 122V121H139ZM169 122V121H168ZM220 121H218V123H219ZM244 122L246 123L245 124V126H244ZM249 122V123H248ZM76 123V122H75ZM134 123V122H133ZM147 123L149 124V122L147 121ZM215 123H217V121L215 120ZM214 123V124H215ZM221 123V122H220ZM83 124V123H82ZM91 124V123H90ZM117 124V123H116ZM151 124V123H150ZM153 124V123H152ZM170 124V123H169ZM174 124V123H173ZM238 124H236V125H238ZM175 125H176V123H175ZM218 125V124H217ZM94 126V125H93ZM120 126V125H119ZM219 126H221L220 124H219ZM226 126V127H227ZM235 126V125H234ZM233 126V127H234ZM250 126V124L248 125V127ZM117 127H118V125H117ZM123 127L125 128V125H123ZM148 127V126H147ZM167 127H169V126H167ZM221 127H223V125L221 126ZM227 127V128H228ZM230 127V128H231ZM114 128H116L115 126H114ZM113 128V129H114ZM123 128V129H124ZM119 127H118V131H119ZM247 129V128H246ZM121 130V129H120ZM129 130V129H128ZM127 130V131H128ZM175 130V132L178 130H176V129H174ZM164 131V130H163ZM215 131V130H214ZM126 133V132H125ZM216 133V132H215ZM139 134H140V132H139ZM233 134V133H232ZM219 136V135H218ZM163 137V136H162ZM235 137V136H234ZM230 138L232 139V140H230V141H234V139L236 140L237 138H232V135L230 136ZM242 138H244V137H242ZM246 138V137H245ZM228 140V139H227ZM109 141V140H108ZM229 141V140H228ZM168 144V143H167ZM111 146V145H110ZM10 149H8V152H9V150H11L10 152H12L13 153V151H12V147H9ZM2 150H5L4 148L2 149ZM6 151H7V147H6ZM5 152V151H4ZM7 152V153H8ZM34 152V151H33ZM35 154H38V152L37 153H35ZM41 154V153H40ZM65 154V153H64ZM7 155V154H6ZM9 155V154H8ZM11 155V154H10ZM9 155V156H10ZM35 156V155H34ZM5 160H6V158H5ZM2 161H4V158H3V160ZM3 163V162H2ZM262 166H263V169H264V160L262 161V164H261ZM175 167V166H174ZM2 168V167H1ZM186 168V167H185ZM175 169V168H174ZM2 169H0V171H1ZM3 170L5 171V169L3 168ZM2 170V171H3ZM1 171V172H2ZM0 172V173H1ZM148 173V172H147ZM1 175V174H0ZM3 176V175H2ZM1 177V176H0ZM7 177V176H6ZM9 178H10V176H8ZM7 177V178H8ZM11 179V178H10ZM2 180H3V178H2ZM189 180V179H188ZM4 181V180H3ZM11 181L13 182V178L11 179ZM12 182H10V184L12 183ZM184 182V181H183ZM192 182V181H191ZM7 183V182H6ZM186 183V182H185ZM188 183V182H187ZM75 184V183H74ZM11 185H13V184H11ZM185 185V184H184ZM188 185H190V184H188ZM74 186V185H73ZM73 186L71 187V188H73ZM76 186V185H75ZM196 187H197V185H195ZM194 186V187H195ZM186 187V186H185ZM187 187H189V186H187ZM193 188V187H191L190 186V188H181V189H183L181 192H178V190H177V192L178 193H181V200H183L184 201V203H185V199L186 198H188V200L187 201H189V200H191V201H189L190 203H189V205L187 204V201H186V204H187V207H190V206H193L196 202H195V200H199V202L200 203H202V204H204V206H206L207 207V205L208 204H210L211 205V203L212 202H209V203H207L206 205H205V200H204V197H203V194H202V196H199L200 198H198V194H199V192H200V195H201V193L202 192H204V190L201 192V190L199 191V192H197V188ZM199 187V186H198ZM70 188V189H71ZM175 188V187H174ZM67 189V188H66ZM69 189V190H70ZM160 190V189H159ZM180 191V190H179ZM100 194V193H99ZM175 194H176V192H175ZM195 194V195H194ZM173 195H174V193H173ZM194 195V196H193ZM205 195V194H204ZM208 195V194H207ZM234 195V194H233ZM157 196V195H156ZM175 196V195H174ZM190 197V198H189ZM208 197H209V195H208ZM208 197H205V198H208ZM215 198V197H214ZM232 199H233V197H231ZM178 200H179V197L177 198ZM209 199V198H208ZM212 200H215V199H213V198H211ZM220 199V198H219ZM225 199V198H224ZM180 201V200H179ZM183 201H181V202H183ZM180 202V203H181ZM195 202V203H194ZM203 202H205V203H203ZM208 202V201H207ZM214 202V201H213ZM216 202V201H215ZM168 203H169V201H168ZM179 203V202H178ZM177 203V204H178ZM179 203V204H180ZM174 204H175V202H174ZM215 204V203H214ZM218 204V203H217ZM216 204V205H217ZM196 205H197V203H196ZM195 205V206H196ZM213 205V204H212ZM216 205L214 206V207H216ZM178 206V205H177ZM176 206V207H177ZM185 205L183 204V207H184ZM194 206V207H195ZM198 206H200L199 205V203H198ZM202 206V205H201ZM200 206V207H201ZM212 206V207H213ZM167 207V206H166ZM181 207H182V205H181ZM181 207H180V209H181ZM186 207V206H185ZM184 207V208H185ZM212 207H210V210H212L211 208ZM213 207V208H214ZM141 208V207H140ZM162 208V207H161ZM160 208V209H161ZM179 208V207H178ZM202 208H203V206H202ZM202 208H199L200 210L202 209ZM217 208V207H216ZM216 208H214V209H216ZM173 209H175V207L173 208ZM177 209V208H176ZM186 209V208H185ZM185 209H183V210H185ZM194 209V208H193ZM193 209H191L192 210V217L190 216L191 215V213H187L186 211L187 210H190V208L189 209H186L185 210V212L182 210V212H184L185 214H188L191 218L188 220V221H185V222H183L182 223V221L184 220V218H182L183 220L181 221H179V222H176L177 224H179L178 226H177V228L175 227V225H176V223H175V225H173L174 227V229L176 228L178 231H176V230H173V228H172V218H173V215H176V214H174L173 213V215H172V220H171V224L169 225L168 224V226H171V228L170 227H167L166 225V228H168L169 230H171L172 232H173V234L172 235H174V237L171 235V234H169L170 235V240H172L173 238V240L171 241V243L174 245V242H175V235L177 236L176 238H178V236H180L181 235V233H183L184 235H185V237H188L189 235H187L186 233H184V232H190V234L192 233V235H193V233L194 234H196L197 232H199L200 230H198V226L200 225L201 226V224H202V220H203V212L201 211V213H202V215L201 214H199V213H197V214H199L198 216H196V214H194V211H193ZM205 210H206V208H204ZM178 211H177V213L178 212H180L179 211V209H177ZM190 210V211H191ZM199 210V211H200ZM141 211V210H140ZM139 211V215H141L140 213H142V212H140ZM174 211V210H173ZM197 211H198V208H197ZM196 211V212H197ZM212 211H214V210H212ZM218 211V210H217ZM182 212H181V214H182ZM195 212V213H196ZM207 212V211H206ZM106 213V212H105ZM144 213V212H143ZM142 213V214H143ZM210 213V212H209ZM212 213V212H211ZM215 213H216V210H215ZM214 213V214H215ZM138 214V213H137ZM167 214H168V212H167ZM179 214V213H178ZM208 214V213H207ZM219 214V213H218ZM202 217H201V216ZM210 215V214H209ZM138 216V215H137ZM177 216H180V215H177ZM206 216V214H204V217ZM213 216V215H212ZM180 217H182V216H180ZM179 217V218H180ZM184 217V216H183ZM186 217H188V216H185V220H187L186 219ZM170 218V217H169ZM176 216H175V220H176ZM202 218V219H201ZM15 219H16V217H15ZM18 219V218H17ZM16 219V220H17ZM205 219H207L206 217H205ZM204 219V221H206ZM175 220H174V222H175ZM195 220L197 221H199L198 222V224L199 225H195L196 224V222H195ZM212 220V219H211ZM176 221H178V218H177V220ZM203 221V222H204ZM195 222V223H194ZM204 223H206L205 225H206V227H207V229L209 230V231H211L210 229H211V226H210V228H208L209 227V223H211V221L208 223V222H204ZM212 224V223H211ZM216 224V223H215ZM8 225V224H7ZM114 225H115V222L114 223H112L111 221H106V219L104 220H101V223H99L98 225H93L92 227H86L85 229H83V230H78V229H75V228H72V227H67V229L65 230V232H58L57 234L55 233V235L53 236V238L55 239V240H53L52 241V239H50L52 242H57V241H64V240H69V239H71V240H76V242L75 243H73L72 245H70V246H74V245H77V244H80L81 243V245H82V243H83V246H81V248L79 249V250H82V253L78 256V257H72V259H74L75 260V258L78 260V262H79V257L80 256H82V255H84V254H87V252L89 251V250H95V251H97V252H101V253H104V254H107L108 252L110 253V254H108V255H102L103 257L102 258H100V261L97 263V264H113L112 263V259L113 258H115V259H117L115 256L113 257V255H117L118 257H120V256H122L123 254H121V253H124V252H121V251H123V249L121 248V249H119L120 247H122L121 245H123V244H125V243H123V244H119V246H118V248H117V245H118V243L119 242H121V241H123L124 242V240H126V238H131V239H133V238H136V240H138L137 238H139V234H141V233H139V232H142V230H141V228H143L144 227V225H143V227L141 226L140 227V230L139 231H135V227H133L132 225L131 226H129L128 228H126V227H123V226H121V232L118 234H112V233H114V232H116L115 231V228H114ZM161 225V224H160ZM204 225V226H205ZM8 226H10V225H8ZM163 227H164V224L162 225ZM212 226H214V225H212ZM2 227V226H1ZM206 227H204V230H205V228ZM4 228V226L2 227V229ZM161 228V227H160ZM166 228H164V229H166ZM202 229H201V231H200V233H202V230H203V226L201 227ZM213 229L215 228V227H212ZM5 229V228H4ZM148 229V228H147ZM154 229V225L152 226V231H154L153 230ZM158 229V228H157ZM157 229H156V231H157ZM164 229L162 228V230L164 231ZM200 229V228H199ZM219 229V228H218ZM217 229V230H218ZM161 230V229H160ZM169 230H168V232H169ZM215 231H216V229H214ZM213 230V231H214ZM0 231L2 232V230L0 229ZM55 231V230H54ZM143 231H144V229H143ZM149 231H150V229H149ZM148 231V232H149ZM152 231H150V232H152ZM166 231V230H165ZM164 231V232H165ZM175 231H176V233H175ZM182 231H184V232H182ZM0 232V241L1 240H4V238L2 237V233L4 232L5 233V231L3 230V232L1 233ZM145 232V231H144ZM148 232H147V234H148ZM167 232V231H166ZM204 232V231H203ZM205 232H207V231H205ZM218 232V231H217ZM3 233V234H4ZM146 233V232H145ZM154 233V232H153ZM156 233V232H155ZM180 233V234H179ZM50 234V233H49ZM114 235L115 237H117V239H118V242H115V241H113V243L115 242V243H117V245L116 244H113V243H110V242H112V238L114 237H110V235ZM144 234V233H143ZM150 235H151V233H149ZM164 234V233H163ZM167 234V235H168ZM179 234V235H178ZM210 233H208V235H209ZM111 235V236H112ZM153 235V234H152ZM151 235V236H152ZM165 235H166V233H165ZM187 235V236H186ZM202 235H204L203 233H202ZM214 235V234H213ZM7 236V235H6ZM5 236V237H6ZM47 236V235H46ZM171 236H172V239H171ZM1 237H2V239H1ZM110 237V239H111V241L110 242H108V240H106V238H109ZM114 237V238H115ZM185 237H181L182 238V240H184V238ZM190 237H191V235H190ZM203 237V236H202ZM226 237V236H225ZM7 238V237H6ZM6 238H5V240H6ZM130 238L129 239H127V241L129 240V242H130ZM141 239H142V237H140ZM157 238V237H156ZM169 238V237H168ZM204 238V237H203ZM116 239V240H117ZM149 239V238H148ZM186 239V238H185ZM200 239H201V237H200ZM200 239L198 240V239H196V240H198V241H200ZM211 240H209L208 239V242H207V239H206V237H205V244H206V242H207V244L209 243V241H211V243H213L212 242V238H210ZM220 239H223L222 237L221 238H219V240ZM4 240V241H5ZM7 240H8V238H7ZM6 240V241H7ZM120 240V241H119ZM135 240V241H136ZM160 240V239H159ZM169 240V239H168ZM181 240V241H182ZM186 240H190V239H186ZM191 240H192V238H191ZM189 241V242H191L192 243V241ZM196 240H193V242H195ZM203 240V239H202ZM214 240V239H213ZM226 240V239H225ZM228 240V239H227ZM3 241V242H4ZM5 241V242H6ZM50 241V242H51ZM126 241V242H127ZM134 241V240H133ZM140 241V239L138 240V242ZM141 241H145V240H141ZM166 241H167V239H166ZM165 240L163 241V242H166ZM177 241V246H180L179 244H181V243H183V242H181V241H179V240H176ZM188 241L186 242V245L187 246H189L190 247V245L189 244H187L188 243ZM215 241V240H214ZM216 241H217V239H216ZM223 241V240H222ZM222 241H220V242H222ZM2 242V241H1ZM0 242V244H2L3 245V247L5 246V245H7L8 243H1ZM7 242H9V241H7ZM12 242H14V241H12ZM48 242V241H47ZM65 242V241H64ZM69 242V241H68ZM71 242V241H70ZM158 242V241H157ZM179 242H181V243H179ZM137 243V242H136ZM166 243H168L169 244V241H167ZM170 243V244H171ZM190 243V244H191ZM5 244V245H4ZM42 244V243H41ZM67 244V243H66ZM71 244V243H70ZM109 244H111V245H113V246H111V245H109ZM128 244V243H127ZM131 244H133V243H131ZM135 244V243H134ZM145 244H147V243H145ZM145 244L144 245H142L141 246V248L143 247V246H145ZM149 244V245H148ZM147 245L148 246H151L150 245V243H148ZM170 244H169V246L168 245H166V247L168 246V253H172V249H174V246H170ZM184 244L185 243H183V246H182V248L184 247ZM197 244V243H196ZM195 244V245H196ZM201 244H203V242H201ZM216 244H218V241L216 242ZM45 245V244H44ZM69 245V244H68ZM114 245H116V246H114ZM164 245V244H163ZM192 245V244H191ZM193 245H194V243H193ZM1 246V245H0ZM91 246V249L89 248ZM109 246L110 247H114V249H116L117 251V254H116V252L113 254V255H111L112 254V248H109ZM124 246V245H123ZM130 246V245H129ZM128 246V247H129ZM136 246V245H135ZM134 246V247H135ZM148 246H147V248H148ZM158 246H162L161 244L160 245H158ZM157 246V247H158ZM176 246V245H175ZM175 247V248H178V247ZM180 246V247H181ZM207 246V245H206ZM45 247H47V246H45ZM76 247V246H75ZM131 247V246H130ZM128 248V249H131L132 250V248L133 247H131V248ZM140 247V246H139ZM152 247V246H151ZM156 247V246H155ZM166 247L164 248L163 247V249H165V251H166ZM203 247H205V245L203 246ZM1 248H2V246H1ZM71 249H73L72 247H70ZM137 248V246L134 248V249H136ZM146 248V247H145ZM172 248V249H171ZM205 248H209V246H207V247H205ZM44 249V248H43ZM47 249V248H46ZM109 249H111L110 251H108ZM124 249H125V247H124ZM128 249H127V251H128ZM151 248H149V250H150ZM161 249V248H160ZM191 249H192V246H191ZM217 249V248H216ZM45 250V249H44ZM144 250V249H143ZM142 249H141V251H140V249L138 248L137 250H133V252H134V255L132 254V255H129L128 253H127V251L124 253V255H125V259H127L128 261H126V263H125V259L123 258V257H120L121 258V260H123V261H121V262H123V263H125V264H128V263H130L131 262V264H132V261L134 262L133 264H135V263H138L139 262V264H140V261L139 260H137V259H140V256L141 255H139V257H138V253H144L143 255L145 256V250L143 251ZM159 250V249H158ZM177 250V249H176ZM176 250H174V252L176 251ZM180 250H181V248H180ZM48 251V250H47ZM94 251V252H95ZM147 251V250H146ZM151 251V250H150ZM152 251H153V248H152ZM155 251V250H154ZM154 251L153 252H151V253H149L148 251V253H147V255L146 256H148V255H150L151 256V254L152 253H154ZM160 251V250H159ZM165 251L164 250H162L161 252L163 253H165ZM178 251V250H177ZM176 251V252H177ZM191 251V250H190ZM8 252V251H7ZM33 252V251H32ZM118 252H120V253H118ZM128 252H130V250L128 251ZM132 252V253H133ZM135 252H138V253H135ZM160 252V253H161ZM173 252V253H174ZM182 251H180V253H181ZM206 252V251H205ZM204 252V253H205ZM78 253V252H77ZM77 253H76V255H75V253L74 254H72V255H75V256H77ZM91 253H93L92 251H91ZM126 253H127V255H126ZM168 253H166L165 255H167ZM195 253V252H194ZM199 253V252H198ZM202 253V252H201ZM2 254H3V251H2ZM5 254V253H4ZM9 254V253H8ZM7 254V255H8ZM97 254V253H96ZM121 254V255H120ZM196 255H197V252L195 253ZM195 254H193V256L195 255ZM68 255V254H67ZM94 255V254H93ZM136 255V256H135ZM168 255H170V254H168ZM188 255H190V254H188ZM187 255V257L186 258H188V257H190V256H188ZM6 256V255H5ZM98 256H100V255H98ZM111 256L113 257L112 259H111ZM127 256V257H126ZM146 256H145V258H146ZM160 256V255H159ZM158 256V257H159ZM182 256V255H181ZM3 257V256H2ZM83 257V256H82ZM90 257H93V256H90ZM137 257V259L135 260V258ZM153 257V256H152ZM156 257V256H155ZM40 258V257H39ZM39 258H38V260H39ZM95 258V257H94ZM144 258V257H143ZM144 258V259H145ZM150 258V257H149ZM96 259H98V258H96ZM115 259H113V262H115V261H117V260H115ZM132 261H131V260ZM146 259H148V258H146ZM189 259V258H188ZM4 260V259H3ZM10 260V259H9ZM43 260V259H42ZM45 260V259H44ZM92 260V259H91ZM91 260H87V262L86 261H83L82 263H80V264H90V262H91ZM136 262H135V261ZM6 261V260H5ZM90 261V262H89ZM93 261V260H92ZM97 261V260H96ZM130 261V262H129ZM138 261V262H137ZM142 261H144L143 259H142ZM146 262H148L147 260H145ZM159 261V260H158ZM8 262V261H7ZM13 262V261H12ZM11 262V263H12ZM25 262V261H24ZM29 262V261H28ZM120 262V263H121ZM154 262V261H153ZM164 262V261H163ZM163 262H162V264H163ZM10 263V262H9ZM37 263V262H36ZM93 263V262H92ZM119 263V264H120ZM114 264H116V262L114 263ZM141 264H144V263H142L141 262ZM160 264H161V262H160Z\"/></svg>",
  "mask_w": 264,
  "mask_h": 264
},
{
  "label": "built area",
  "instance_id": "3",
  "mask_svg": "<svg viewBox=\"0 0 264 264\" xmlns=\"http://www.w3.org/2000/svg\"><path fill=\"white\" fill-rule=\"evenodd\" d=\"M126 2H127V0H116V4H118V5L124 4Z\"/></svg>",
  "mask_w": 264,
  "mask_h": 264
}]
</instances>
